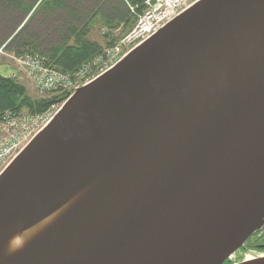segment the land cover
<instances>
[{
	"label": "water",
	"instance_id": "1",
	"mask_svg": "<svg viewBox=\"0 0 264 264\" xmlns=\"http://www.w3.org/2000/svg\"><path fill=\"white\" fill-rule=\"evenodd\" d=\"M76 198L0 264L231 263L264 225V0H197L76 87L0 172V247Z\"/></svg>",
	"mask_w": 264,
	"mask_h": 264
},
{
	"label": "rangeland",
	"instance_id": "2",
	"mask_svg": "<svg viewBox=\"0 0 264 264\" xmlns=\"http://www.w3.org/2000/svg\"><path fill=\"white\" fill-rule=\"evenodd\" d=\"M125 1V0H124ZM127 3V2H126ZM127 6L130 9V6H134V12L130 11V17L126 21H117L105 23L106 19H102L99 15H96L92 18L91 22L88 24L89 33L87 38L91 41L97 42L102 50L101 52L93 57L89 62L81 65L76 71L72 73L64 72L60 69L55 68L51 65L52 61L46 59L47 57L42 56L40 53L31 52L28 49L25 50L28 46L22 45L24 48L22 53H18L12 45H7L12 36L17 33V31L23 26L25 21L28 19L30 13L23 19L21 25L15 30L11 37L8 38L3 44H0V73H6L4 67L9 66L10 70L16 71V82H18L25 90L26 94L34 100H48L50 103L47 108L40 113L29 112L26 109H21L17 111L7 110L0 113V124L3 121H7L10 118L23 117L21 119H28V122L25 123V126L18 133L16 127H10L9 132L12 133L13 139L12 146L9 147L8 151L0 159V172L3 168L10 162V160L20 151V149L31 139V137L37 133L53 116V114L59 109L63 101L68 97V95L77 87L83 85L84 83L90 81L96 75L99 74L100 70L107 69L114 62H116L121 56H123L128 50L133 47L132 43L122 42V39L126 36L127 33L134 27L138 15L143 11V6L140 12H137L136 9L138 5H130L127 3ZM104 8V14H106ZM64 11V8L62 9ZM59 17L57 19H50L47 23H43V20L37 21L30 30H28L26 36L30 39L40 40L42 44L39 49L44 53H47V49L57 43H61L59 35L63 33L64 30V21L72 22L71 17L66 13L62 15L58 13ZM57 15V16H58ZM13 19L9 16L8 13L2 15L0 12V27H5L8 23L12 22ZM107 21V20H106ZM50 22V23H49ZM58 22V24L56 23ZM38 24H43L41 29L36 28ZM73 40L70 39L69 43H72ZM135 44V42H133ZM121 45L120 51L114 52L116 46ZM131 44V45H130ZM114 52V53H113ZM25 55H37L39 58L44 61V65L48 68L59 71L71 82L67 86H56L49 89L41 90L33 82V75H30L29 70L20 66L18 58ZM50 62V63H49ZM108 66V67H107ZM107 67V68H106ZM9 73V72H7ZM66 96V97H65ZM16 116V117H14ZM18 119V118H17ZM18 134V135H17ZM15 143V144H14ZM14 144V145H13ZM264 244V225L257 230L253 235H251L244 243L243 249L236 251L232 258L233 262H239L245 258V255L259 256L260 254L264 255V248H259L258 245Z\"/></svg>",
	"mask_w": 264,
	"mask_h": 264
},
{
	"label": "trees",
	"instance_id": "3",
	"mask_svg": "<svg viewBox=\"0 0 264 264\" xmlns=\"http://www.w3.org/2000/svg\"><path fill=\"white\" fill-rule=\"evenodd\" d=\"M126 2L130 5H138L137 12L142 9L141 0H0L2 15L8 13L13 19L7 26L0 27V44L12 36L23 19L30 13L23 26L12 36L7 45H12L18 53L23 52L22 45L28 46L24 49L40 53L52 61L51 65L55 68L72 73L102 50L97 42L87 38L90 29L88 24L92 18L99 15L103 20H107L103 21L107 24L114 20L126 21L131 15ZM63 8L64 11H62ZM104 8L108 11L106 14H104ZM59 12L62 15L67 13L72 22L66 24L67 20L64 21L63 33L59 35L62 39L61 43L50 46L46 50L47 53H44L40 48L42 42L30 39L26 34L28 30L35 27L33 25L37 21L41 19L43 23H47L50 19H57ZM42 27L43 24H38L36 28L41 29ZM70 39L73 40L72 43H69ZM49 103L48 100L31 99L24 88L16 82V78H5L0 73V113L21 109L40 113L47 108Z\"/></svg>",
	"mask_w": 264,
	"mask_h": 264
},
{
	"label": "built area",
	"instance_id": "4",
	"mask_svg": "<svg viewBox=\"0 0 264 264\" xmlns=\"http://www.w3.org/2000/svg\"><path fill=\"white\" fill-rule=\"evenodd\" d=\"M196 1L197 0H141L143 11L138 15L134 27L126 34L121 43L127 42L132 43L133 46L136 45ZM130 9L131 12H134L135 8L134 6H130ZM133 42H135V44ZM120 47V44L116 46L115 49H113L114 52L120 51ZM18 62L21 67L29 70L30 75H33V82L41 90L60 85L67 86V84L71 82L65 74L46 67L44 61H42L37 55H25L19 57ZM102 71L104 70L101 69L99 73ZM21 118L23 117L17 116L16 118H10L6 122L3 121V123L0 124V159L8 151L9 147L12 146L10 140L13 139L14 135L8 131L9 128L16 127L18 133L23 129L25 123L28 122L26 117L25 119Z\"/></svg>",
	"mask_w": 264,
	"mask_h": 264
},
{
	"label": "bare ground",
	"instance_id": "5",
	"mask_svg": "<svg viewBox=\"0 0 264 264\" xmlns=\"http://www.w3.org/2000/svg\"><path fill=\"white\" fill-rule=\"evenodd\" d=\"M81 195H79L78 197H81ZM77 199L78 198L72 200L71 202L66 204L64 207L60 208L59 210L52 213L48 217L44 218L40 222L36 223L34 226L30 227L26 231H23V232L19 231L15 233L11 239L7 240L6 243L0 247V260H4L12 256L13 254H15L17 251L22 250L25 246H27L30 242H32L36 237H38L41 233L47 230V228H49L56 221H58L78 201ZM259 257L262 258L264 257V255L260 254L259 256L256 257L253 255L247 254L245 255V258H244V264L261 263L262 260L257 259Z\"/></svg>",
	"mask_w": 264,
	"mask_h": 264
}]
</instances>
